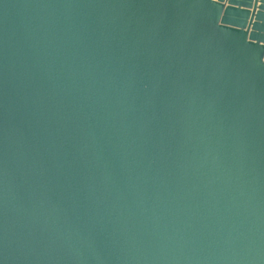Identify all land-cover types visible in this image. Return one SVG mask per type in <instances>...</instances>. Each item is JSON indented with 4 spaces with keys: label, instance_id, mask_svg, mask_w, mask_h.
<instances>
[{
    "label": "water",
    "instance_id": "obj_1",
    "mask_svg": "<svg viewBox=\"0 0 264 264\" xmlns=\"http://www.w3.org/2000/svg\"><path fill=\"white\" fill-rule=\"evenodd\" d=\"M0 264H264V0H0Z\"/></svg>",
    "mask_w": 264,
    "mask_h": 264
}]
</instances>
